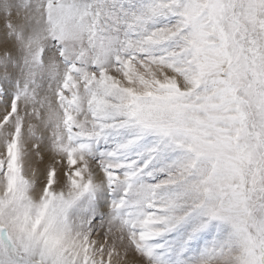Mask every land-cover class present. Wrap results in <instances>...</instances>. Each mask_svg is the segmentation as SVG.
<instances>
[{
	"label": "snow or ice",
	"instance_id": "6c2138e0",
	"mask_svg": "<svg viewBox=\"0 0 264 264\" xmlns=\"http://www.w3.org/2000/svg\"><path fill=\"white\" fill-rule=\"evenodd\" d=\"M0 264H264V0H0Z\"/></svg>",
	"mask_w": 264,
	"mask_h": 264
}]
</instances>
